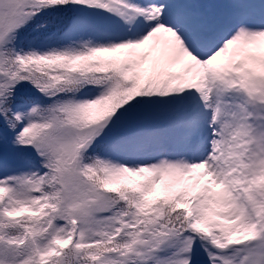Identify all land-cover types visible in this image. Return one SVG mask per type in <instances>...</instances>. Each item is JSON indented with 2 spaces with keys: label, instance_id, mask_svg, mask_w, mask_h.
<instances>
[{
  "label": "snow or ice",
  "instance_id": "snow-or-ice-1",
  "mask_svg": "<svg viewBox=\"0 0 264 264\" xmlns=\"http://www.w3.org/2000/svg\"><path fill=\"white\" fill-rule=\"evenodd\" d=\"M0 264H264V0H0Z\"/></svg>",
  "mask_w": 264,
  "mask_h": 264
},
{
  "label": "rangeland",
  "instance_id": "rangeland-1",
  "mask_svg": "<svg viewBox=\"0 0 264 264\" xmlns=\"http://www.w3.org/2000/svg\"><path fill=\"white\" fill-rule=\"evenodd\" d=\"M211 0H201V2L210 3Z\"/></svg>",
  "mask_w": 264,
  "mask_h": 264
}]
</instances>
